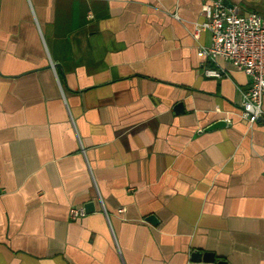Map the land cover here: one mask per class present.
Returning a JSON list of instances; mask_svg holds the SVG:
<instances>
[{"label": "crops", "instance_id": "obj_1", "mask_svg": "<svg viewBox=\"0 0 264 264\" xmlns=\"http://www.w3.org/2000/svg\"><path fill=\"white\" fill-rule=\"evenodd\" d=\"M201 4L0 0V264H264V112L205 73Z\"/></svg>", "mask_w": 264, "mask_h": 264}, {"label": "built area", "instance_id": "obj_2", "mask_svg": "<svg viewBox=\"0 0 264 264\" xmlns=\"http://www.w3.org/2000/svg\"><path fill=\"white\" fill-rule=\"evenodd\" d=\"M262 9L264 12V0ZM201 10L203 21L197 25L194 36L208 31L211 39L208 45L198 47L197 56L214 65L205 70L207 75L219 77L223 69L217 60L223 59L249 77L239 111L241 118L253 125L264 112V15L255 11L237 13L228 9L223 0H202ZM85 215L84 207L68 209L71 220Z\"/></svg>", "mask_w": 264, "mask_h": 264}, {"label": "water", "instance_id": "obj_3", "mask_svg": "<svg viewBox=\"0 0 264 264\" xmlns=\"http://www.w3.org/2000/svg\"><path fill=\"white\" fill-rule=\"evenodd\" d=\"M225 3V1H223ZM174 110L177 113H182L184 111V106L181 102L176 103L174 106ZM226 123L224 120H218L211 125L207 127V130H212L221 126H224ZM84 209L86 213L93 212L94 211V205L93 202H88L84 205ZM146 220L152 224L157 223V219L154 215H148L146 217ZM191 260L192 261H206V262H211L214 260V255L210 252H205V253H200L199 251H194L191 253ZM217 264H227L225 261H218Z\"/></svg>", "mask_w": 264, "mask_h": 264}]
</instances>
